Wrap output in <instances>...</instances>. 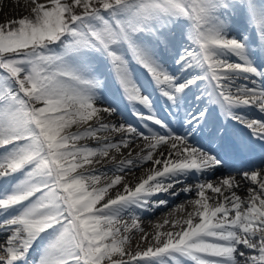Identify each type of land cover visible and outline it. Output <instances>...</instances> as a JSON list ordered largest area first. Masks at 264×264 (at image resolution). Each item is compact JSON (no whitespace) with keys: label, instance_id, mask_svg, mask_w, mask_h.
I'll list each match as a JSON object with an SVG mask.
<instances>
[{"label":"snow or ice","instance_id":"snow-or-ice-1","mask_svg":"<svg viewBox=\"0 0 264 264\" xmlns=\"http://www.w3.org/2000/svg\"><path fill=\"white\" fill-rule=\"evenodd\" d=\"M31 3V16L0 24V179L14 180L0 195V232L6 233L0 241V264H28L37 245L35 264H264V169L241 173L256 186L248 189L247 200L231 191L239 187L233 177L218 186L198 183V199L190 201L193 211L171 222L178 230H157L151 243L145 234L141 239L147 246L131 250L128 234L143 231L138 217L131 215L134 209L165 205L166 200L153 197L179 195L172 190L185 177L218 170L224 165L221 153L249 151L250 144L230 139L221 129L213 134L219 142L215 150L190 143L207 121L206 109L187 114L184 135L171 130L144 135L130 125L104 122L103 114L111 116L116 109L97 104L104 81L94 63L105 64L129 103L150 110L147 116L138 113L141 119L168 127L151 114L153 102L137 83L132 62L150 74L161 95L176 107L186 90L207 81L208 96L223 112L264 141V121L245 120L235 111L258 106L264 112V88L237 84L249 75L264 78V71L254 62L257 53L248 38L233 35L235 17L246 15L264 51V0ZM177 28L189 47L176 63L184 72L198 69L183 80L164 68L157 52L171 44L169 33ZM112 133L145 141L138 160L154 165L146 178L134 187L124 184L115 196L110 190L123 177H108L100 168L113 161L116 171L123 172L137 161H116L115 153L130 148L134 140L115 143ZM83 140H94L97 146L81 144ZM207 191L217 195L215 205ZM126 214L131 225L123 220Z\"/></svg>","mask_w":264,"mask_h":264},{"label":"bare ground","instance_id":"bare-ground-1","mask_svg":"<svg viewBox=\"0 0 264 264\" xmlns=\"http://www.w3.org/2000/svg\"><path fill=\"white\" fill-rule=\"evenodd\" d=\"M13 1L15 4L18 3L20 7L21 6L27 7L29 9L28 10L29 13L27 16H30V10L34 6L31 3V0H13ZM38 2L46 3L47 1L38 0ZM20 18H23V17H20ZM239 26L244 27V25L240 22H239ZM233 35H235L234 32H233ZM243 36H246V33L241 35V37ZM260 45H259V49H261ZM187 46L188 44L186 42L182 44V48L187 47ZM157 52L158 54H161L163 52L164 57H168L171 55L173 56L175 54V52L173 53V49H171L170 47L169 48L168 47L159 48ZM230 59H232L233 62H235L234 57ZM95 65L100 69H103L104 67H106L105 64L101 60H96ZM133 68L138 76L141 75V72L139 71V69H137L136 67H133ZM168 72L171 73L170 70ZM173 72L178 73L176 74V76L180 78L182 76L181 72L183 71L180 69V67H176V69H174ZM251 76L252 75H249V78L247 80L241 77L240 79L237 80V84L240 86L247 85L249 87H252L251 85H248V84H253V78H251ZM252 77L257 78L256 76H252ZM139 85L141 86V89L144 90L143 85L142 84H139ZM202 89H203V86H202ZM202 89L200 91H202ZM111 91L112 93L114 92L117 93L118 89L117 87L115 88L114 84H104V86L101 88L100 92L98 93V96H101V97H99L97 104L99 107L112 106L117 111L116 103L120 100V97L116 99L117 97L116 94L112 95ZM117 94H120V93L118 92ZM196 101H199V100H196ZM237 110L240 111V108H238ZM116 111L111 116L107 114H103V121L106 123L116 124V125L124 124V118H122L121 116H118ZM151 134H153V132L148 131V135H151ZM110 138H111V141L115 143H119L122 138H132L134 140V143L131 145L130 148H127V149L122 148L120 153H115L116 161L126 160V159H133L137 161L136 166L128 167L123 172L116 171L114 167L115 162L113 161H109L102 168H100V166L97 165V167L100 168V171L106 173L108 177H113L114 175H121L123 177L121 184L115 186L113 189L110 190V194L112 196H115L117 192L123 191L124 184H128L134 187L142 178H146V175L149 174V170L152 169L154 165L151 162H144L142 160H138V157L140 155H143V153H141V147L146 143L139 137L133 138V137H130V135L127 133L125 134L112 133L110 134ZM80 143L87 144L92 147L97 146L94 140H83ZM220 170L221 168H219L218 170L205 172L201 176H198L197 180L199 182L207 180V182L213 183L214 185L218 186L220 181H222L225 178L224 177L215 178V176H213L212 174L215 171H220ZM191 178L194 179V176L189 175L185 177L184 183L177 184L176 187L172 190V191L179 192V195L174 196L169 193H161L159 195L160 198L153 197V200H157V199L166 200L167 203L165 205H162L160 207H150L148 209H134L133 210V213L131 215H135L138 217L139 228L142 229L143 231H138L136 229H133L128 234L130 235V244H131L132 251L142 250L144 247L147 246L145 241L141 239V236L145 234H147V236L149 237L148 243H151L152 242L151 237L155 234L157 230L164 231V232L178 230L177 228L172 227L171 222L175 220H182L184 218H187L188 213L192 212L193 207H194L190 203V201L198 199V197L195 194L196 192L195 187L191 186L192 188L191 192L182 191V189L188 185L187 183L190 184L191 181H193V180H190ZM233 178L235 179V182L239 184V187L233 188L231 191H235L236 194L239 195L242 200H247L249 197L248 189L256 187V186L253 185L250 181L244 180L242 176H234ZM11 182L14 183V180L11 177L0 179V192L2 193V191L4 190L2 188L5 187L6 185L7 187L5 188V190H8ZM224 192H225V195L229 194L227 189H224ZM206 195L209 197V203L213 205L217 203V195L215 193H212L211 191H207ZM219 200H223V197H219ZM241 210H243V208ZM131 215L126 214L123 216V220L126 221L129 225H131L132 223ZM2 219H4V214L0 213V220ZM165 220H168L170 223L164 224ZM158 225H162L163 227L158 229L157 228ZM5 235L6 233L0 232V241L3 240ZM137 245H139V248H137ZM241 248H243V246H241ZM39 252H40L39 245H37L36 247H34L33 250L30 251V254L28 257V264H35V261L38 259V256H39ZM249 253L253 254L251 252ZM185 264H193V262L186 261Z\"/></svg>","mask_w":264,"mask_h":264},{"label":"rangeland","instance_id":"rangeland-1","mask_svg":"<svg viewBox=\"0 0 264 264\" xmlns=\"http://www.w3.org/2000/svg\"><path fill=\"white\" fill-rule=\"evenodd\" d=\"M47 1V0H46ZM27 7L21 6L14 3L13 0H1L0 1V24L7 23L11 20H18L20 17L27 16L29 11ZM30 10V16H31ZM54 50H59L54 48ZM250 254V253H249Z\"/></svg>","mask_w":264,"mask_h":264}]
</instances>
